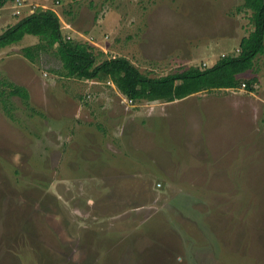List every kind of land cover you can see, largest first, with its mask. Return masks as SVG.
<instances>
[{"label":"rangeland","instance_id":"obj_1","mask_svg":"<svg viewBox=\"0 0 264 264\" xmlns=\"http://www.w3.org/2000/svg\"><path fill=\"white\" fill-rule=\"evenodd\" d=\"M36 1L150 76L235 55L252 29L243 0ZM38 41L0 48V264H264V53L238 76L254 91L134 103L64 76L54 48L29 60Z\"/></svg>","mask_w":264,"mask_h":264},{"label":"trees","instance_id":"obj_2","mask_svg":"<svg viewBox=\"0 0 264 264\" xmlns=\"http://www.w3.org/2000/svg\"><path fill=\"white\" fill-rule=\"evenodd\" d=\"M12 0H0V6ZM242 8L251 12L252 29L240 39L235 55H223L208 67L189 66L161 76L142 73L125 56H112L98 60L102 51L87 41L63 35L58 14L51 8L36 7L34 11L0 32V48L19 42L25 35L38 37L39 41L23 47L26 58L33 61L35 52L54 48L66 77L86 80L109 79L130 101L140 103L172 102L198 92L221 88H237L239 75L251 69L255 58L264 53V0H243ZM251 81L242 83L254 91ZM10 87L8 94L28 98L26 88L3 82ZM3 90L0 91L2 93Z\"/></svg>","mask_w":264,"mask_h":264},{"label":"crops","instance_id":"obj_3","mask_svg":"<svg viewBox=\"0 0 264 264\" xmlns=\"http://www.w3.org/2000/svg\"><path fill=\"white\" fill-rule=\"evenodd\" d=\"M29 1V3H28ZM26 2V0H12L7 2L5 5L0 6V32L3 31L6 27L13 25L14 23H16L20 18L32 13L34 10V7L36 5V0H28ZM32 2V3H30ZM36 7V6H35ZM54 11L57 13V11L54 9ZM7 25V26H6ZM239 45V44H238ZM255 87L257 88V86L255 85ZM230 88H221V89H215V90H228ZM200 93V92H198ZM195 93V94H198ZM195 94H191L189 96H194ZM187 96V98L189 97ZM189 111V110H187ZM201 113V117H203L204 113H205V117H207V111L205 109V112H200ZM200 117V118H201ZM201 118V122L200 124H192L188 118H187V130H189L190 134H196L197 132L199 133V135L201 136V133L204 132V125H203V119ZM248 119V118H246ZM249 129V127H247ZM181 131H183L181 129ZM254 134V132H252ZM202 137V136H201ZM233 148V147H232ZM232 148H228V146L226 148H224L221 152V154H226V153H233ZM230 149V150H229ZM221 154H212L213 157H219ZM201 162L200 163H209L210 160L209 158L206 159H200Z\"/></svg>","mask_w":264,"mask_h":264},{"label":"built area","instance_id":"obj_4","mask_svg":"<svg viewBox=\"0 0 264 264\" xmlns=\"http://www.w3.org/2000/svg\"><path fill=\"white\" fill-rule=\"evenodd\" d=\"M244 85V84H243Z\"/></svg>","mask_w":264,"mask_h":264}]
</instances>
